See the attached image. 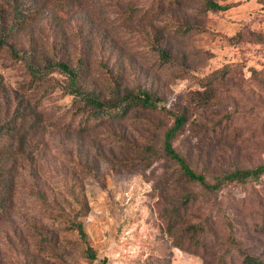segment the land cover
Segmentation results:
<instances>
[{
  "label": "rangeland",
  "instance_id": "374dc122",
  "mask_svg": "<svg viewBox=\"0 0 264 264\" xmlns=\"http://www.w3.org/2000/svg\"><path fill=\"white\" fill-rule=\"evenodd\" d=\"M215 1L229 8L203 13V0H0V36L23 11L26 26L9 38L17 48L84 62L86 87L106 97L117 78L122 92L147 89L160 104L185 108L188 124L174 145L212 179L264 163V6ZM185 20L196 29L176 30ZM157 40L170 61L155 51ZM65 81L55 71L35 85L9 48L0 52V125L20 106L29 127L23 143L10 133L0 138L18 166L10 210L0 215V264H245L244 253L264 263V176L200 194L168 229L173 205L201 193L179 182L162 152L174 118L138 109L83 134L67 132ZM146 146L158 151L149 166L139 152ZM77 195L90 206L82 221L94 261L64 221ZM193 222L205 226L200 246L190 241Z\"/></svg>",
  "mask_w": 264,
  "mask_h": 264
},
{
  "label": "trees",
  "instance_id": "16d2710c",
  "mask_svg": "<svg viewBox=\"0 0 264 264\" xmlns=\"http://www.w3.org/2000/svg\"><path fill=\"white\" fill-rule=\"evenodd\" d=\"M182 2L183 0H170L171 4H179ZM259 2L264 6V0H259ZM228 8L229 5H224L215 0H203V13L209 10L223 11ZM158 10L157 7L155 11ZM135 12L136 10L133 9L132 14ZM17 13L13 24L8 28L3 27L0 36V52L4 48H9L13 58L25 64L30 78L35 85L45 81L55 71L60 72L66 77L65 83L60 85V88L64 94L72 96L70 111L73 122L65 128V131L83 134L106 122L125 119L138 109L160 110L164 114L174 118L173 124L164 134L162 152L167 159L176 164L178 172L177 179L179 182L181 184H197L200 186L201 193L188 192L182 201L173 205L169 210L170 224L168 229H171V227L175 228L176 224L183 222L182 216L185 210L200 194H212L225 187L234 184L250 183L264 176V163H261L248 168L234 166L209 179L203 171L194 169L189 158L182 154L174 145L175 140L186 130L188 124L189 117L185 108L172 104H160L159 99L147 89L128 88L125 92H122L120 82L117 78H114V82L111 85L112 90L109 97L95 90L88 89L85 83L87 65L84 62L72 65L69 61L63 59L54 61L46 57H41L34 50L17 48L9 41L13 31L16 28H23L28 21L26 16L22 17L23 11L20 12L19 10ZM175 29L186 34L196 29V25L185 20L178 22ZM239 33L235 36L238 37ZM159 41L152 42L155 51L159 53L164 61H170L171 54L169 48L161 45ZM25 117V109L17 106L13 120L0 125V138L5 133H10L9 138L20 139L22 142L23 131L29 129L25 124ZM139 152L142 154V158H144V166H149L158 154V151L153 146L140 148ZM11 157L12 153L10 150L5 151L0 147V215L3 212H8L12 204L14 175L18 166L15 160L10 162ZM92 169L95 172V168L93 167ZM172 175L170 173L167 174L166 181L171 179ZM75 201L78 205L77 210L71 214H65L64 221L67 224V228L76 232L83 243L84 256L91 261L97 260V250L91 244L89 234L85 230L82 221V218L90 210L89 203L84 197L78 195L75 197ZM186 227L191 232L190 241L195 245H202L200 232L205 230V226L201 222H193L187 223ZM244 263L264 264L259 257L248 253H244Z\"/></svg>",
  "mask_w": 264,
  "mask_h": 264
}]
</instances>
